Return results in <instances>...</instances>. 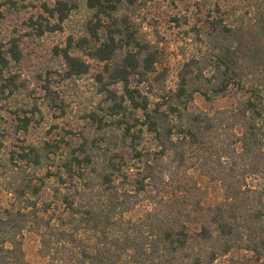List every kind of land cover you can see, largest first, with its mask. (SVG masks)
Wrapping results in <instances>:
<instances>
[{
	"label": "trees",
	"instance_id": "trees-1",
	"mask_svg": "<svg viewBox=\"0 0 264 264\" xmlns=\"http://www.w3.org/2000/svg\"><path fill=\"white\" fill-rule=\"evenodd\" d=\"M138 1L85 0L84 33L59 48L65 80L98 67L101 98L64 152L23 149L33 176L9 184L0 264H29L22 238L32 226L45 264H264V0H198L196 22L173 15L167 26L190 54L179 46L173 67L162 35H137L127 7ZM77 7L44 5L57 24L40 33L60 30ZM16 48L0 51V96ZM229 93L230 108L190 107L195 94L213 102ZM140 206L141 217H126Z\"/></svg>",
	"mask_w": 264,
	"mask_h": 264
},
{
	"label": "rangeland",
	"instance_id": "rangeland-1",
	"mask_svg": "<svg viewBox=\"0 0 264 264\" xmlns=\"http://www.w3.org/2000/svg\"><path fill=\"white\" fill-rule=\"evenodd\" d=\"M2 1L5 4L0 9V51L8 50L14 43L20 53V60L10 61L4 78H10L12 83L4 84L9 87L0 96V210L8 209L13 203V197L8 191L9 184L33 176V170L19 159L23 149L30 145L44 147L46 143H50L59 144V152H64L66 144H76L83 129H88L82 118L101 98L97 94L92 75L98 67L93 66L87 75L80 78L65 80V66L58 52L69 37L82 35L87 21L92 18L93 13L87 8L85 0H69L78 7L70 12L69 18L61 24V29L43 33H40L41 27L46 30V26L57 24L44 10V5L52 6L53 0ZM197 2L198 0H151L142 5V0H139L136 6L127 7L129 12L134 13L131 19L135 28L140 30L137 35H146L153 41L158 36H163L159 47L169 58V65L166 64V67H173L178 60H182L179 46H183L184 52L190 55L181 40V34L171 31L167 22L178 13L185 14L191 18V22H196L194 8ZM163 66H158L157 69L162 70ZM175 83V75L171 72L164 84L166 90L173 89ZM235 102L232 93L213 102L195 94L190 107L213 113L230 108ZM35 182L39 183V180ZM50 183L53 185L55 182L52 179ZM146 208L140 206L127 213L126 217H141ZM38 233L39 228L32 226L23 234V252L29 264L46 263L39 254ZM245 256L250 258L247 254ZM218 264H225V261Z\"/></svg>",
	"mask_w": 264,
	"mask_h": 264
}]
</instances>
